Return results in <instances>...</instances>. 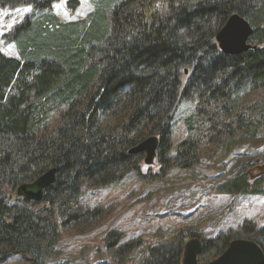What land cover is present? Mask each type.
<instances>
[{"label": "trees", "instance_id": "16d2710c", "mask_svg": "<svg viewBox=\"0 0 264 264\" xmlns=\"http://www.w3.org/2000/svg\"><path fill=\"white\" fill-rule=\"evenodd\" d=\"M57 1L0 0V10H31L3 36L17 58L0 50V258L27 264H47L63 233L83 235L107 216L85 202L84 187L139 174L142 155L128 152L148 137L158 138L163 174L264 130V0H91L88 21L73 23L52 14ZM234 14L250 26L255 49L226 55L215 36ZM184 102L192 108L173 150V118ZM259 158L257 175L241 170L215 192L264 195V150ZM51 169L55 181L39 203L16 196ZM192 239L201 242L198 264L234 239L264 254V226L244 221L204 240L179 231L133 264H181ZM104 245L115 264H126L140 243L113 230Z\"/></svg>", "mask_w": 264, "mask_h": 264}, {"label": "rangeland", "instance_id": "374dc122", "mask_svg": "<svg viewBox=\"0 0 264 264\" xmlns=\"http://www.w3.org/2000/svg\"><path fill=\"white\" fill-rule=\"evenodd\" d=\"M68 2H75L70 9ZM91 0H58L52 14L62 23L88 21L93 12ZM30 8L0 10V50L17 58L12 43L3 36L20 24ZM261 95V93H260ZM256 96H252L254 98ZM251 97L248 99H252ZM191 103L178 106L173 118L172 149L185 137L183 117ZM264 150V130L255 137L241 136L228 151L201 155L189 170L171 168L162 174L155 158L151 165L140 163L139 174L132 173L108 187H84V200L91 206L107 208V216L83 235L63 233L47 264H115L106 251L104 237L118 231L123 241L140 246L126 264L138 262L150 245L169 241L179 231H190L201 240L235 229L244 221L264 226V195L217 194L215 188L241 170L257 175L259 156ZM0 264H27L17 255L0 258Z\"/></svg>", "mask_w": 264, "mask_h": 264}, {"label": "water", "instance_id": "95a60500", "mask_svg": "<svg viewBox=\"0 0 264 264\" xmlns=\"http://www.w3.org/2000/svg\"><path fill=\"white\" fill-rule=\"evenodd\" d=\"M251 28L240 16L231 15L215 36L219 51L226 55H238L255 49L248 44ZM187 74V71L184 72ZM158 147L157 137H148L131 148L128 154L144 155V164L151 165L156 158ZM55 181V169L48 170L35 181L20 185L16 196L27 201L39 203L43 190ZM201 252V242L198 239L188 241L183 250L181 264H198L197 258ZM264 254L252 241L243 239L232 240L227 249L215 260L206 264H263Z\"/></svg>", "mask_w": 264, "mask_h": 264}]
</instances>
